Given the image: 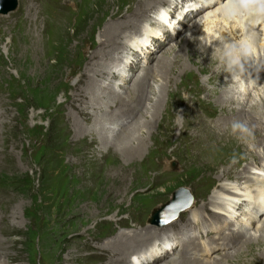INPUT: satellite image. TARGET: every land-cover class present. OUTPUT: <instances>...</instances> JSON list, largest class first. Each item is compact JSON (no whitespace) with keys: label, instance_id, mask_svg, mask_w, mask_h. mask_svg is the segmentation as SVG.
<instances>
[{"label":"rangeland","instance_id":"374dc122","mask_svg":"<svg viewBox=\"0 0 264 264\" xmlns=\"http://www.w3.org/2000/svg\"><path fill=\"white\" fill-rule=\"evenodd\" d=\"M179 1L176 0V2ZM204 1L193 0L191 3L200 5L202 3L203 5ZM137 2L135 0H19L15 10L7 14H0V264H120L121 260L127 256L116 260V254L119 252H116L113 244L117 241L112 240L119 233L134 232L136 225L156 226L155 223H153L155 225L151 223L154 212L164 208L162 206L173 199L174 193L181 190L187 191L192 197L191 206L184 211L182 210L176 220L156 227H166L182 217L187 220L191 215L194 202L202 204L207 198L211 200L216 185L222 181L217 178V175L224 166L228 169L226 178L236 179V172L240 171L247 162H241L239 159L241 155H235V152L243 147L255 148V145L252 144L251 146L250 143L254 139L251 133L252 128L246 136L242 134L236 138L233 131L232 143H223L224 146H221L220 151L223 153L219 152L220 154L217 153V155L214 153V155L200 147L199 142L204 140L201 135L204 133L202 123L208 128L213 126L215 131L221 130L217 125L220 123V117L217 115L210 117L202 111L198 104L199 101H204L209 106L214 107L223 118L231 110L228 111L229 107L224 109L222 104L220 105L215 100L216 91L222 84L209 83L208 81V77L214 72L215 66L213 68L212 63H200V58L195 55H190V60L188 53H183L184 45L181 42L185 38L186 28L189 27L187 25L180 26L176 33L172 31L173 25L168 24L167 28L171 34L174 33L172 34L173 40L170 38L165 45L156 50L153 56V62H155L171 51L169 54L171 57L170 69L178 59L186 63L184 67H180L183 70L181 73L171 76L173 81H171L169 92L168 90L163 92L155 119L156 123L152 126V130H156L157 123H163L160 120L164 109L176 107L177 122L183 119L182 113L186 111L187 122L184 123V128L181 126L182 131L179 137V132L172 129V131L168 130L166 139L163 137L165 134L160 133L158 127V131L154 133L156 135L153 134V141L148 140L146 153H144L146 157H140L142 159H137V165L126 169V162L115 155L114 151L108 150L106 155L104 153L101 155L97 140L88 136L89 131H87L88 133H80L82 128L86 129V127L93 125L95 117H104L103 114L105 113L101 111L99 106L101 102L97 101L96 104L98 105L93 113H89L87 116L78 115L74 105H84V103L78 100L77 92L85 88L90 91L93 86H88L90 74H95L96 71L104 72V76H101L99 81L101 84L109 83L112 84L113 90L123 91L128 83L122 84L123 81L120 76L118 77V74L124 75L125 71L127 72V67L124 68L125 65L121 62L135 59V54H133L130 45L126 47L125 43L122 44L121 42L125 40L127 44L130 43L132 37L127 38L128 34H131L130 31L138 32L141 29L140 33L143 35V31L153 21L151 18L159 10L168 8L167 5H170V2H167L166 5H158L156 0H151L150 2L154 3L152 7L156 4L155 11L151 12V10L150 14L142 17V11L135 9ZM255 2L256 0H244L240 6L239 15H244L250 11L255 6ZM262 5L261 8L264 9V3ZM186 7L188 8L189 5ZM205 10L196 13L188 22L192 23L194 19H199L206 13ZM180 11L185 13L187 9L180 8ZM161 13L164 14V10ZM234 17H236V13L230 20L234 21ZM120 21L122 22V25L119 26L120 29L117 28L118 30L114 31L116 32L115 36L110 35L112 36L110 37L111 43L101 45L100 40L104 39L102 37L103 31L109 30L113 24ZM176 21L174 20V22ZM166 23H169L168 18ZM155 28L156 32L159 33V27L155 26ZM196 30V38L213 40L209 38L211 36L205 35L204 30L202 32H199L198 28ZM213 37L216 41L217 38ZM156 38L158 35L144 34V39L148 41L147 45L152 46V48L151 42ZM114 40H116L114 45H111ZM139 41L143 42L142 40ZM144 44L142 43L141 48ZM193 45L194 42L191 45L189 43L188 49H192ZM34 48L39 51L37 54L33 53ZM146 48L150 49L147 46ZM175 48L176 51H174ZM232 48L234 53L231 52L230 55L235 59V51L239 52V50L235 46ZM101 49L103 52H100ZM115 51L116 53H114ZM92 52H97L95 57ZM104 52L107 53L103 57ZM114 56L116 57L113 60L115 62L110 63ZM166 56L168 57V54ZM233 59L231 70L233 69L234 77L237 76L238 81L235 80L239 82V86L241 75L238 71L243 73L244 61L241 64L242 61L238 58L237 64V59L234 62ZM100 63L103 64L101 68L99 67ZM146 63L150 66L152 61L148 63L147 59H140L138 69L135 71L141 73ZM233 64L236 66L234 67ZM106 71L112 74L105 77ZM131 71L134 72L133 75L130 73L134 80L135 71ZM223 75L227 76L226 74ZM224 78L222 80H225ZM245 78H248V74L247 77L245 75ZM253 79H250L251 88L256 81L257 83L256 87L250 90L251 96L254 97V102H259L261 105L257 107L250 105L248 110L249 113H252H250L251 116L261 117L262 123L259 127L256 124L255 127L257 126L259 131H263L264 103L260 97L264 99V85H260V76ZM148 82L150 85L152 84L151 88H158L162 79L153 74ZM120 84L123 85L122 88ZM134 87L135 85L133 90ZM129 91L126 93L129 96L124 97L125 100L129 98L131 100L133 96L131 94L132 89ZM175 95L181 99L182 104L176 100ZM152 97L149 94V100ZM192 98L193 101H191ZM149 103L147 101V104ZM123 104L128 110L129 106ZM141 106L140 113L135 115L136 117L131 123L142 115L147 105L142 104ZM226 115L225 120H227ZM145 116L146 114L143 117ZM204 118L205 120H203ZM225 120L223 123L225 122V128L228 130L236 122L235 118L234 120L228 119V122ZM111 127L113 126L111 125ZM78 133L86 135V137L80 140L76 137ZM248 135L250 137H247ZM155 138L159 140L154 143ZM262 147H257V152H261ZM225 154L232 156V162L226 160L229 158ZM253 162L254 164H252ZM257 162L258 160L252 158L249 166L262 168L263 165ZM148 163H150L149 166ZM152 163L156 167L151 165ZM234 164L237 166L235 167ZM249 170L252 171L250 168ZM167 175L169 177L166 180ZM223 181L225 184L236 185L235 181ZM188 193L183 192L179 196L178 202L182 203L181 201L186 198ZM174 204L175 198L172 204L165 208L167 210L172 207L175 208ZM185 205L181 204V206ZM177 210L175 208L174 212ZM198 215L203 221V223L202 221L199 222L200 225L198 224V228L203 233L202 239L199 232L191 235L188 241H185V238L181 236L174 245L175 247L178 244L177 247L170 252L169 259L179 255L178 252L181 254L188 242L190 245L197 243L203 245L205 253L201 254L202 252L200 253L197 248L194 249V252L190 250V254L186 256H199L205 261L204 264L213 260L219 252L227 251V249L229 251L234 250L238 247V244H234L232 245L233 248L226 247L207 251L208 239L214 238V235L216 236L222 231L221 229H224L225 232L227 225H231L234 220L225 219L221 224L226 225L219 232L212 230L207 233L204 230L206 227L205 214L198 211ZM261 220H257L255 227L250 231L251 233L256 230ZM125 223L130 225L127 227L116 225ZM193 224L192 228L196 231L197 228ZM237 224L240 223L235 221L234 225L238 226ZM136 235L137 239L140 238L138 240H143L141 239L142 234L136 233ZM120 239L121 236L118 241ZM257 242L254 241L251 244L249 242L244 248H257L259 245ZM148 244L142 246L141 250L147 248ZM221 245L220 243L219 246ZM95 246L98 251H95ZM141 250H138L136 254ZM249 253L237 258L239 264H264V257L253 262L252 259L258 253L257 251H250ZM102 255H105V259H102ZM194 258H186L185 263L202 264L199 259L197 260V257Z\"/></svg>","mask_w":264,"mask_h":264},{"label":"bare ground","instance_id":"6f19581e","mask_svg":"<svg viewBox=\"0 0 264 264\" xmlns=\"http://www.w3.org/2000/svg\"><path fill=\"white\" fill-rule=\"evenodd\" d=\"M139 1H140V3H139ZM150 1L151 0H149V1L135 0V2H137L135 9L138 11L140 9V11H142V17H145L146 14H148L151 10H152L151 12H154L156 4H158V5L165 4L166 5L167 2H170V5H167V6H169V11H171V14L168 15V17H167L165 15V13L164 14L161 13L162 10H159L156 13V15L153 18H151V19H153V21L150 24L151 26L149 25L143 31L144 32V33H142L143 35H141V33H140L141 29L138 30V32L137 31H135V32L130 31L131 34H128V37H127V38L132 37V38H130V43L127 44L125 40L123 42H121L122 44L125 43L124 45L126 47H127V45H130L131 50L133 51V54H135V59H129V60L121 62V63H123V65H125L124 68L127 67V72L125 71L124 75H122V73H119L120 75L118 74V77L120 76V79L123 81L122 84L128 83V86L125 87L123 91L113 90L111 88L112 84H109V83H107L106 85L101 84L99 81L101 79V76H104V72L96 71L95 74H90V76H91L89 78L90 84H88V86L93 85L94 86V87L92 86L93 89L91 87L90 91H89L88 89L85 88V89H81L77 92V98H79L78 100L82 101L84 103V105H86V106H84L83 104L77 105V106L74 105V107H75L74 109L77 110V111H75V110L74 111L80 116H84V115L87 116L89 113H93L94 109H96V106L98 105L96 103H97V101H99V102H101V104L99 105L101 108V111L104 112L105 114H103L104 117H101V118L95 117L96 119L94 120L93 125L86 127V129L82 128L80 133H84V132L89 131L90 134L88 136L93 137V139L96 138L97 146H98V148H100L99 151L101 152V155L103 153L104 154L107 153L108 150H111V152L114 151L115 155H117L118 157H120L121 159H123L126 162V165H127V167H125L126 169L127 168L130 169L133 165L134 166L137 165V163H136L137 159H139L140 157H146V154L144 155V153H146L145 150H146L148 143H149L148 140L153 141V139H152L153 134L158 131L157 130L158 127L160 130L159 132L165 134V135H163L164 138L168 135L167 134L168 130L172 131V129H175L176 131L179 132V134H178V137H179L180 132L182 131L181 128L182 127L184 128V123L187 122L186 111H184L182 113L184 115L183 119L179 120L177 122L176 118L178 117L177 116L178 113L176 114V107H174L172 109H164V112L162 113V117L160 120L163 123H160V122L157 123L158 126H157L156 130H152V126L154 125V123H156L155 119L157 117L159 106L161 104L163 92H165L167 90L169 92V87L171 85V81H173L172 80L173 77H171V76H175L177 73H181L183 70H181L180 67H184V65L186 63H183V61L181 59L180 60L178 59L176 61V63L173 65L172 69H170V58L171 57L169 56V54L171 51H169L167 53L168 57L166 56L167 54H165V55L161 56L155 62H153V56L155 55V52L159 47H162L163 45H165V43H167V41L170 38L171 39L173 38L172 34H174V33L171 34L169 28H167L168 24L173 25L174 30L172 29V31L173 32L175 31L176 33H177V29L180 26L187 25L189 27L186 28L187 30H186L185 35H184L185 38L181 42L182 45H184V48H182V49H184L183 53H185V54L188 53L190 60H191L190 55L191 56L195 55L198 58H200V61H199L200 63H202V62L212 63L213 68L215 66V70L208 77V81H209V83L222 84L221 86L224 85V87H221V86H220V88L218 87L219 89H218V91H216L217 94H215L216 95L215 100L217 102H219L220 105L222 104L224 109L229 107L230 109H228V111L231 110L230 113L227 112L228 114L227 115L225 114L227 116L226 117L227 120H225V115H224V118L223 117L219 118L220 123H218L217 125L219 126L221 131H215L213 126H211V127L209 126L210 128H208L207 126H205V124L202 123L204 133L201 135L204 138V140L199 142L200 147L206 149L210 153H213V154L215 153L216 155H217V153L220 154L219 152H222V151H220L221 146H224L223 143L224 144H227L230 142L232 143L233 131H234L235 138H236V136H241L242 134H244L246 136L249 133L250 128H252L251 133L253 134L252 138L254 137V139L250 143H251V146H252V144L255 145V149L243 147L242 149L237 150L235 152L236 153L235 155L243 156V158H241V156L239 158L241 160V162H243V161L247 162L246 164L243 165V167L241 168L240 171L236 172V174H235L236 179L235 178L234 179L226 178L228 169L226 166H224L222 171L221 172L219 171L218 175H217V178H219V180L220 181L222 180V181L220 184L216 185V187H215L216 189H215L214 195L211 196V200H210V198H207L205 201H203L202 204H198V202H194V206L191 209V215L187 218V220L183 219V217H182V218H179L177 221L171 223L170 225H168L166 227H156V226H162V225L167 224V223L158 222V220L162 221V219H167L170 223L171 221H174L178 218V216L182 210L184 211V209L186 210L191 206L192 197L189 196V193L187 191H185V193H188L187 199L186 200L184 199V200H182L183 202L181 201L182 203H179L178 202L179 198H180L179 196L181 194H183V191H179V193L176 191L177 193L176 192L174 193L173 199L171 201H169L168 203H166L165 204L166 206L165 205L162 206L164 208L160 209V211L156 210L154 212L153 217L151 218V223L152 224L155 223L156 226H152L149 224H147L148 226L147 225H144V226H137L136 225V231H134V232L131 231V232L119 233L118 236L112 240L115 242L117 241L116 243L113 244L114 248L116 249V252H119L118 254H116V260L120 259V257L127 256L125 259L121 260L120 264H186L185 263L186 258L197 257V260L199 259L201 261V263L204 264L205 261L202 258H200L199 256H194V255L186 256L187 254H190V252H191L190 250H192L194 252V249H197V248H198L197 250L200 253L202 252L201 254L205 253L203 245L200 243H199V245H198V243L190 245V244H188L189 242L188 243L186 242L187 245L182 249L183 252L180 254V257H178V255H177V256H175L173 258L171 257V259H169L170 258L169 254L175 248L174 247L175 243H177V241L181 238V236L184 237L185 232L190 233L193 230L192 224L194 222L196 223V217L198 216V211H200V212H202V214L203 213L205 214L204 220L206 223V227L204 230L207 233L212 231V230L219 232V230L226 225V224L223 225L221 223L223 221H225V219H228L227 217H229L230 219L232 218L234 220V221L232 220L233 222L231 223V225H227L228 226V227H226L227 230L225 232H223L222 236L219 235L218 238L215 235H214V238L208 236L210 238L208 239V242L206 243L207 244V251H212V250L215 251L216 249H221V248H226V247L230 248V247H232V245L238 244V247H236V249L234 248V250H230V251L228 249H227V251L226 250L225 251L220 250L223 252H219L215 256V258H213V260H211L210 262H207L205 264H222V262H223V264H229V263L230 264H239V261L237 260V258H240L241 255H246V254L248 255V253L250 251H254V252L257 251L258 253L252 259L254 262V260H256V259L258 260L259 258L264 257V149H263V152H257V147L263 146L262 148H264V137H263L264 133H262L264 130L262 129L263 131H259L257 126L255 127L256 124L259 127V125L262 123L263 120L261 119V117L257 116V118H255L254 116H251L250 115L251 112L249 113L248 109H249L250 105H256V107L258 105H261L259 102H254V99H253L254 97L252 98V96H251L250 90L256 87L257 81H256V83L253 81L255 84L252 85L253 88H251L252 83H251L250 79L254 80L253 79L254 77L256 79L260 76V80H259L260 85H264V82H263L264 81V20L260 24H258L259 18H264V9L261 8V6H263L262 4L264 3V0H256L255 6L253 8H251L250 11H248L244 15H239V9H240L241 4L244 3V0H217L214 2H212L211 0H205L203 5L201 3V5L197 4L196 6H194V4L191 3V0H181L179 2L181 4V7L179 6V4H177L176 1H173V0H171L172 2L170 0L169 1L168 0H160V1L156 0L157 3L152 7V4H154V3L150 2ZM246 1H249V0H246ZM187 5H189L188 8L186 7ZM197 6H199V7H197ZM180 8H182L184 10L187 9V11L185 13H182L180 11ZM203 9H206L205 10L206 13L205 14L203 13L204 15L201 14L202 16L200 15L201 17L199 19L198 18H197V20L194 19V21H192V23L190 22L191 23L190 24L188 22V20L189 19L191 20L192 17L194 15H196V13H198L199 11H202ZM235 13H236V17H234L235 20L231 21L230 19H231V17H233V15ZM197 16H199V15H197ZM167 18L169 19V23H166ZM133 20H135V19H133ZM174 20H177V21L174 22ZM154 23H156V24H154ZM152 24H154V25H152ZM120 25H122L121 21L119 23L113 24L111 26L112 28H109V30L103 31L102 37H104V39L100 40L101 41L100 44L106 45V43H108V42L111 43L110 37L115 36L116 32H114V31L115 30L117 31L118 29H120L119 28ZM126 26H128V25H126ZM155 26L159 27V30H158L159 33L156 32ZM140 28H141V26H140ZM197 28L199 29L198 30L199 32H202L204 30L205 35L207 34V35L211 36L209 38H212L213 40H211V39L202 40V39L196 38V35H197L196 29ZM112 32H114V33H112ZM145 33L156 35V36L158 35V38L153 39V41L151 42V44L153 45V48H152V46L147 45L148 41H146L144 39ZM110 35H112V36H110ZM132 35H134V36H132ZM213 36H215L217 38V40L215 39L216 41H214ZM152 38H155V36H152ZM139 40H142L143 41L142 43H145L142 48H141L142 43ZM115 41L116 40H114L113 44H111V45H114ZM193 42H194V45H193V47L191 46L192 49H188L189 43L191 45V43H193ZM137 43H138V46H137ZM146 46L150 47V49H147ZM229 46L231 48L233 46H235L239 50V52L235 51V56H236L235 59H237V64H238V58L241 59V61H242L241 64H243V61H244V64L242 65L243 73H242V71L240 72L237 70L241 75V80L239 79L240 80L239 86H238L239 82H237L238 79L236 78L237 76L234 77V74L232 73L233 69L231 70L233 58L230 54H232L231 52H233V50H231V48H227ZM180 47H181V45H180ZM110 48H112V47H110ZM118 48H119V46H118ZM117 49H116V51H117ZM141 49H144V50L140 51ZM116 51L114 53H116ZM174 51H176V48L174 49ZM38 52L39 51H37V49H35V48L33 49L34 54H37ZM100 52H103V50L101 49ZM95 53H97V52L93 53L94 57L96 55ZM106 53L107 52H104L103 57L106 55ZM145 56H146V58H145ZM30 58H31V56H30ZM115 58H116L115 56H114V58L112 57L110 63L115 62V61H113V60H115ZM140 59L141 60L147 59L148 63L149 62L151 63V61H152V64H150V66H148L146 63L144 68L142 69L141 73H138V71L137 70L135 71V69H138L137 67L139 65ZM235 59H233V62ZM99 61H101V60H99ZM184 62H186V61H184ZM102 65L103 64L100 63L99 67L101 68ZM239 65H240V63H239ZM233 66H234V64H233ZM239 67L241 68V66H239ZM248 69H250V71H248ZM98 70H101V69H98ZM131 70L135 71L134 80H133V77L130 75V73L132 75L134 73ZM234 70H235V68H234ZM0 71H1V69H0ZM74 73H75V71H74ZM114 73H115V71L113 72V74ZM86 74H87V72H86ZM110 74H112V73H109V71H106L105 77H107ZM153 74H154V76H157V77L162 79V83H161V85L159 84L160 86L158 88L157 87L151 88L152 84L150 85V83L148 82L150 76H153ZM222 74H226L227 76H224V75L222 76ZM247 74H248L249 80H247L248 78L247 79L245 78V75L247 77ZM224 77H226V78H224ZM176 78H177V76H176ZM222 78H224L225 80H222ZM235 79H237V81ZM79 80H80V78H79ZM146 80H148V81H146ZM102 82H103V80H102ZM134 85H135V87L133 90ZM122 86L123 85L120 84L121 88H122ZM211 87H212V85H211ZM130 89H132L131 94L134 97L130 94L132 96L131 100H130V98L125 100L124 97L126 95H127L126 97L129 96V94H126V93L130 92L129 91ZM241 91L243 92V95H241V93H242ZM149 94H151L153 96L152 98H150V100H149ZM101 95H102V97H101ZM175 98L177 101H179L181 103V99H179V97L177 95H175ZM262 98L263 97H260V99L264 103V99H262ZM121 99H124L123 101H126V102L121 101ZM147 101H149L150 103L147 104ZM191 101H193V98ZM216 101L215 102L213 101V102L216 103ZM122 102L125 103L127 106H129L128 110H126L127 107L124 106V104ZM142 104L147 105V106H145L146 107L145 111L142 113L143 116L145 114H146V116L143 117L141 115V116H139L138 119H136V121L131 123V121L134 119V117H136L140 113V111L142 109V106H141ZM220 108H222V107H220ZM219 110H221V109H219ZM198 115H199V113H198ZM143 118H145V121H143ZM207 118H209V117H207ZM234 118L236 119V122H234V124H232V126L229 130L226 129L225 128L226 126L224 125L225 122L223 123V121L225 120L226 122H228V119L234 120ZM203 120H205V118ZM123 124H124V126H123ZM111 125L113 127H111ZM122 128H124V129H122ZM253 129H254V131H253ZM214 132H216V133H214ZM80 133H78V135L76 137H78V138H80V140H82L86 137V135H82ZM227 133H229V134H227ZM154 135H156V134H154ZM247 137H250V135H248ZM166 139H167V137H166ZM219 139H222V140H219ZM157 140H159V139L155 138L154 143ZM88 141H89V139H88ZM244 141H246V140H244ZM104 147L106 148L105 150L103 149ZM231 149H233V148H231ZM148 150H149V148H148ZM259 150H260V148H259ZM230 153H231V151H230ZM232 154H234V153H232ZM150 155H152V154H150ZM229 155L225 154V156L228 157L229 160L226 158L225 159L227 161L232 162V156H229ZM114 157H116V156H114ZM252 158H253V160H258V162L260 164H262L263 167L259 168V166L255 167L254 165H253L254 167H252V166L250 167L249 164L251 163ZM140 159H142V158H140ZM117 160H118V158H117ZM207 161H208V159H207ZM149 164L150 163H148V166H149ZM237 164L236 165L234 164L235 167L237 166ZM252 164H254V162ZM151 165H153V163ZM238 165H240V164H238ZM154 167H156V166H154ZM147 168L151 169L150 167H147ZM249 168L252 169V171H250ZM153 170H154V168H153ZM149 176H151V175L149 174ZM168 177L169 176L167 175L166 180L168 179ZM213 177L215 178V175ZM150 180H149V182H150ZM223 180L235 181L236 185H229L228 183L225 184ZM152 185H154V184H152ZM174 198H175L174 206L176 209H178L176 212H174V209H175L174 207H172L169 210H167V208H165V207H169L167 205L172 204V201L174 200ZM181 204H186V205L181 206ZM177 205H179V206L176 207ZM238 217H241V218H238ZM261 217H263V220H261ZM259 219L261 220V222L257 225L256 230H254V232L251 233L250 232L251 229L255 227V224L257 223V220H259ZM235 221H236V223H240V224L239 225L237 224L238 226H235L234 225ZM155 224H153V225H155ZM116 225H118L120 227H127L130 224L128 225L127 223H125V224H116ZM134 227H135V225H134ZM138 228H141V230L142 229L143 230L140 231ZM221 230H224V229H221ZM136 233L142 234L143 237L141 239H143V240H138L140 238L137 239ZM120 236H121V239L118 241ZM191 239H193V238H191ZM254 241H258L257 243L259 245H257L258 246L257 248H254V249L253 248L251 249L249 247H247V249L244 248L247 245V243L250 242V244H251V242H254ZM152 242L155 243V245L152 246L153 249L147 250V248H148L147 247V248H143V250H141L142 246H145L148 243H152ZM220 243L222 244L221 246H219ZM160 245H163L165 247V249L163 251H162V247H160ZM182 246H184V245H182ZM179 247L182 248L181 246H179ZM96 249H97V247L95 246V251H98ZM138 250H141V252L136 254V252ZM157 251H162V252L154 258L153 252L157 253ZM102 257H103L102 259H105V255H102ZM245 258H247V257H245ZM167 259H168V261H166ZM191 261H192V259H191ZM196 262H198V261H196Z\"/></svg>","mask_w":264,"mask_h":264},{"label":"water","instance_id":"95a60500","mask_svg":"<svg viewBox=\"0 0 264 264\" xmlns=\"http://www.w3.org/2000/svg\"><path fill=\"white\" fill-rule=\"evenodd\" d=\"M18 3H19V0H0V14H7L10 11L15 10L17 8V6H18ZM181 191H183V190H181ZM183 192H185V191H183ZM185 197H186L185 198V200H186L187 199V195ZM158 222H161V220H158Z\"/></svg>","mask_w":264,"mask_h":264},{"label":"snow or ice","instance_id":"6c2138e0","mask_svg":"<svg viewBox=\"0 0 264 264\" xmlns=\"http://www.w3.org/2000/svg\"><path fill=\"white\" fill-rule=\"evenodd\" d=\"M163 18V17H162ZM162 223H168L169 221L167 219H162Z\"/></svg>","mask_w":264,"mask_h":264}]
</instances>
